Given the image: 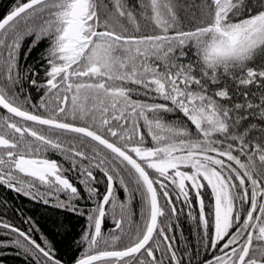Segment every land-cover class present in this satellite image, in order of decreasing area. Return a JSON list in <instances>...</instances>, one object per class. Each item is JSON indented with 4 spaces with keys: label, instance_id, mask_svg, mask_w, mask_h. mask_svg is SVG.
Returning <instances> with one entry per match:
<instances>
[{
    "label": "snow or ice",
    "instance_id": "obj_1",
    "mask_svg": "<svg viewBox=\"0 0 264 264\" xmlns=\"http://www.w3.org/2000/svg\"><path fill=\"white\" fill-rule=\"evenodd\" d=\"M29 38L43 83L20 62ZM0 109V185L86 217L68 264H194L199 249L180 252L159 219L193 200L212 252L196 264H264V0H16L0 19ZM0 229V248L63 264L31 229Z\"/></svg>",
    "mask_w": 264,
    "mask_h": 264
},
{
    "label": "trees",
    "instance_id": "obj_2",
    "mask_svg": "<svg viewBox=\"0 0 264 264\" xmlns=\"http://www.w3.org/2000/svg\"><path fill=\"white\" fill-rule=\"evenodd\" d=\"M16 0H0V19L7 14ZM26 2V0H24ZM31 38L26 39L21 50V65L27 68L32 65L39 74L36 76L38 83H43L44 70L41 67L45 62L40 60L41 52L44 45L38 46L33 52L24 59L23 54L27 51ZM34 87L25 82V93L33 95ZM32 103L34 100L32 98ZM101 183L97 185L101 192L105 189V182L102 173H95ZM78 188L83 189V186L78 184ZM82 195H86L82 191ZM117 195L121 199H126V194L121 189L117 190ZM67 200L64 195L63 199ZM49 204H44L40 200L31 199L28 196L17 194L14 192L0 191V221L7 222L20 228L22 231L28 232L31 229L30 235L33 239L44 246L45 240L53 249L57 259H60L63 264L84 251V245H78L77 241L83 234L87 226L85 216H80L74 212L68 211L66 208L55 207V199L50 198ZM206 197V203H207ZM74 203L81 208H91V201L80 199ZM163 203V201H162ZM133 207L136 212L134 219H139L140 205L137 200L133 201ZM178 213L175 216H170L166 209V216L160 217L162 227L169 230L167 234L174 237L181 249H189L195 251L199 249L200 256L196 258V262L200 259L211 258V250L205 251L199 241V235L202 232V226L198 222V204L193 200L191 208L188 205L177 202ZM191 213V215H189ZM196 217V219H193ZM114 225L111 219H108L104 225L105 232L113 229ZM6 230L0 229V240L8 241L10 236H5ZM18 249L14 247L0 248V264H34L31 257H25L23 254H17ZM194 262V264H196Z\"/></svg>",
    "mask_w": 264,
    "mask_h": 264
},
{
    "label": "flooded vegetation",
    "instance_id": "obj_3",
    "mask_svg": "<svg viewBox=\"0 0 264 264\" xmlns=\"http://www.w3.org/2000/svg\"><path fill=\"white\" fill-rule=\"evenodd\" d=\"M42 94H43V91H42V90L38 92V91H36V89H34V91H33V95H31L32 98H33V100H34V103H38V102H39V99H40V97H41ZM3 112H4V110L0 109V113H3ZM48 156H49V158H51V159H55V160H57V161H58L59 163H61L65 168H68V167L70 166L69 163H68V161L64 160L63 156H62L60 153H58V152H51V151H50V152L48 153ZM67 175H68L69 178L72 180V182L78 187V184H79V183H78V179H77L76 173H75V172H70V173H68ZM41 190L43 191V189H41ZM0 191H5V192H9V191H11V192L17 193V192H15L14 190L8 189L7 187L2 186V185H0ZM17 194H21V193H17ZM22 195H23V194H22ZM64 195H65V194L61 193V194H60V199H63ZM92 206H93V205H92ZM92 206H91V207H92ZM166 234H167V233H166ZM167 235H168V234H167ZM168 236H169V235H168ZM160 239H161V241L163 240L162 237H160ZM161 247H163V243L161 244ZM174 247L177 248V249H179L180 252H184V250H185V249H181V248H180V246H179V244H178V241H176L175 239H174ZM156 255H157V257H158L159 259H164V264H168L167 258H166V257H162L160 252H157ZM185 259H187V257H185Z\"/></svg>",
    "mask_w": 264,
    "mask_h": 264
}]
</instances>
